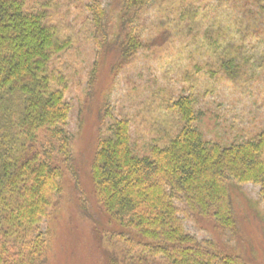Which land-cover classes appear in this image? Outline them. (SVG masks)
I'll list each match as a JSON object with an SVG mask.
<instances>
[{
    "label": "trees",
    "instance_id": "1",
    "mask_svg": "<svg viewBox=\"0 0 264 264\" xmlns=\"http://www.w3.org/2000/svg\"><path fill=\"white\" fill-rule=\"evenodd\" d=\"M227 1L236 11L237 22H247L244 26L258 38L264 35V0ZM149 3H88L98 58L114 51L117 57H128L141 48V11ZM210 30L207 49L208 44L210 49L220 46L217 38H211V31L216 34L217 29ZM70 44L71 39L59 34L43 6L28 8L24 0H0V229L8 222L34 227L35 232L16 253L7 255L1 247L0 264H49L51 233L43 224L56 195L64 192L66 170L74 176V189L83 192L72 164L68 128L72 105L64 88L51 86L49 74L53 58ZM190 59L194 72L185 73L188 85L169 101L180 123L166 141H153L140 153L131 122L118 117H112L107 126L110 134L98 135L91 164L93 193L114 225L121 255L118 264H155L156 260L163 264H251L239 254L243 251L199 238L188 230L186 221L204 218L223 234L238 238L243 221L237 213V187H259L264 201V125L251 135L229 141L207 138L199 126L207 114L198 108L196 88L201 81L196 76L204 67ZM241 62L232 51H217L215 59L205 61L203 70L210 80L202 82L203 86L212 91L219 79L242 78L248 70ZM96 79L97 68L89 78L92 95ZM104 116L99 113L101 122Z\"/></svg>",
    "mask_w": 264,
    "mask_h": 264
},
{
    "label": "rangeland",
    "instance_id": "2",
    "mask_svg": "<svg viewBox=\"0 0 264 264\" xmlns=\"http://www.w3.org/2000/svg\"><path fill=\"white\" fill-rule=\"evenodd\" d=\"M24 1L28 8L43 6L59 34L71 39L70 47L53 58L49 74L51 86L64 88L72 105L68 125L72 164L83 192L74 189V176L66 170L64 192L56 195L43 224L51 233L49 264H118L121 255L114 225L93 193L91 164L98 135L110 134L107 126L112 117H118L131 122L140 153L153 141H166L180 123L169 101L188 85L185 73L194 72L190 58L205 69L206 59H215L217 51L235 53L248 74L244 71L242 78L233 82L219 79L211 91L207 90L210 86L202 84L210 78L203 69L198 72V108L207 114L199 126L207 138L215 140L229 141L234 136L255 133L264 125V35L258 38L244 26L247 22H237L236 11L226 0H150L141 11V48L128 57H117L114 51L98 58L87 8L93 0ZM208 30L219 47L210 49L208 44L207 49ZM95 68L92 95L89 78ZM99 113L105 115L102 122ZM236 193L237 213L243 221L238 238L223 234L211 221L197 216L188 218L186 226L201 239L211 238L228 250L243 251L239 254L251 264H264V201L259 187L245 184L238 186ZM33 229L5 222L0 229V248L7 255L22 250L24 243L35 236ZM251 247L255 251H250Z\"/></svg>",
    "mask_w": 264,
    "mask_h": 264
}]
</instances>
